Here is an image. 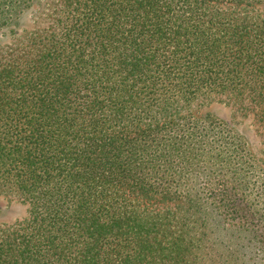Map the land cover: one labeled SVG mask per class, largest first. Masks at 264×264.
Here are the masks:
<instances>
[{
	"label": "trees",
	"instance_id": "obj_1",
	"mask_svg": "<svg viewBox=\"0 0 264 264\" xmlns=\"http://www.w3.org/2000/svg\"><path fill=\"white\" fill-rule=\"evenodd\" d=\"M216 95L264 126V0H0V264H264Z\"/></svg>",
	"mask_w": 264,
	"mask_h": 264
},
{
	"label": "rangeland",
	"instance_id": "obj_2",
	"mask_svg": "<svg viewBox=\"0 0 264 264\" xmlns=\"http://www.w3.org/2000/svg\"><path fill=\"white\" fill-rule=\"evenodd\" d=\"M224 95L212 96L196 108L197 114L211 113L226 121L235 131L248 140V146L264 169V126L255 120L249 109H242V100ZM0 222L10 223L25 216L26 205L17 200L0 196Z\"/></svg>",
	"mask_w": 264,
	"mask_h": 264
}]
</instances>
